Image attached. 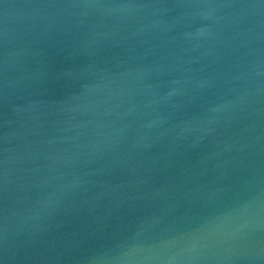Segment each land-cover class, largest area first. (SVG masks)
Wrapping results in <instances>:
<instances>
[{
	"label": "water",
	"instance_id": "obj_1",
	"mask_svg": "<svg viewBox=\"0 0 264 264\" xmlns=\"http://www.w3.org/2000/svg\"><path fill=\"white\" fill-rule=\"evenodd\" d=\"M0 264H264V0H0Z\"/></svg>",
	"mask_w": 264,
	"mask_h": 264
}]
</instances>
